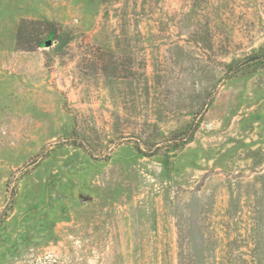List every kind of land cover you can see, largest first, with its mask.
<instances>
[{"label":"rangeland","instance_id":"1","mask_svg":"<svg viewBox=\"0 0 264 264\" xmlns=\"http://www.w3.org/2000/svg\"><path fill=\"white\" fill-rule=\"evenodd\" d=\"M263 63L264 0H0V264H264Z\"/></svg>","mask_w":264,"mask_h":264},{"label":"trees","instance_id":"2","mask_svg":"<svg viewBox=\"0 0 264 264\" xmlns=\"http://www.w3.org/2000/svg\"><path fill=\"white\" fill-rule=\"evenodd\" d=\"M194 132H195V128L193 130L187 131L183 135L184 137H179V140H181V141H178L179 145H175V146L180 147L181 145H185V144H188V143L192 142L193 137H194ZM175 140H178V139L176 138Z\"/></svg>","mask_w":264,"mask_h":264},{"label":"water","instance_id":"3","mask_svg":"<svg viewBox=\"0 0 264 264\" xmlns=\"http://www.w3.org/2000/svg\"><path fill=\"white\" fill-rule=\"evenodd\" d=\"M51 44H52L51 41H47V42H46V45H47V46H50Z\"/></svg>","mask_w":264,"mask_h":264}]
</instances>
